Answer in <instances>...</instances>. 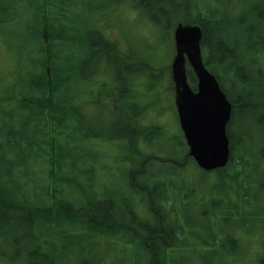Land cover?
Returning a JSON list of instances; mask_svg holds the SVG:
<instances>
[{
	"label": "trees",
	"instance_id": "1",
	"mask_svg": "<svg viewBox=\"0 0 264 264\" xmlns=\"http://www.w3.org/2000/svg\"><path fill=\"white\" fill-rule=\"evenodd\" d=\"M123 1L165 27L156 45L178 24L200 27L204 65L232 104L224 167L200 169L180 127L149 116L153 102L123 114L134 106L121 51L100 26ZM22 35L31 51L0 75V264H264V0H0L7 54ZM113 62L112 78L97 75ZM113 140L118 155L99 147Z\"/></svg>",
	"mask_w": 264,
	"mask_h": 264
},
{
	"label": "rangeland",
	"instance_id": "2",
	"mask_svg": "<svg viewBox=\"0 0 264 264\" xmlns=\"http://www.w3.org/2000/svg\"><path fill=\"white\" fill-rule=\"evenodd\" d=\"M133 8L135 7L129 1L119 2L117 8L115 10L112 9L113 15H107L106 17L100 19V26L105 30V33L109 36V38L117 41V47L121 51V54L118 55L119 57L115 59V61H120L119 64L121 65L122 76L125 81L122 83V86H120V89L127 94L126 97L129 99L127 102L133 100L132 104L134 107L125 106L123 114L128 120L135 119L138 117L137 111L140 109L142 103L149 104L153 102V105L149 107L150 109L148 110L149 116H154L155 122L164 124L168 130L177 132L179 126L174 105L175 88L171 80L170 70L171 62L175 54V45L172 38L173 31H171L172 42H166L167 44H165V46L156 45L162 40L166 41L167 30L165 27H159L156 25L152 20H150L146 13L137 11ZM75 10V13L78 15L77 19H79L80 23H82L84 18L81 17V12H83V10L85 11L86 7H82L78 3L75 5ZM104 11L108 12V9H105ZM79 27H81V25H79ZM16 29L17 28H15V30ZM149 29H151L152 32L149 33ZM28 38L22 35L20 38L13 41L14 47H11L10 45L12 51H8L9 55L6 53L4 48L5 42L2 43L0 40V44H2L0 45V75H2L8 66L7 59H9V62L13 59V63L16 60L21 61L25 55L31 51V46L33 44L30 43ZM152 55H157L158 58H155ZM148 59H150L151 63L148 62ZM116 64L117 62H113L109 68L105 67L104 69L100 67L99 74L97 75L105 79H108V77L112 78V74L114 75L115 70L117 69ZM13 68L14 66L11 69ZM88 70L91 71L92 69L88 68ZM131 77H133L132 80L134 82V87H132V84L129 83ZM143 93L145 96H142ZM111 106H113V103H111ZM97 113L98 112H95L96 116ZM90 124L91 125L88 126L92 127L95 123L92 121ZM129 126V129H135L136 133L141 129L140 123L134 124L133 122H130ZM251 127L252 126H250V131L252 135L253 128ZM244 128L245 127L241 125V123H238L234 129L236 132H239ZM126 130L127 129L125 128V131ZM256 134L257 133L255 131L254 138H256ZM91 143L92 142H90V144ZM97 144L98 142H95V146H97ZM141 144L142 141H139V145ZM99 147H101V150L104 152L110 150L112 155H118L121 151V148L119 149L120 144L115 140L100 143ZM95 148L96 147L91 148L90 152H92L93 149L95 150ZM165 149L166 151H169L170 147L167 146ZM152 151L161 152L164 151V149L161 145L155 144V146L152 147ZM114 158L115 157L101 158L100 161L103 160L104 164L112 166V174H114L117 178L122 175L120 171L123 165H113ZM242 236L245 237L246 234L242 233ZM256 249L257 248L253 249L250 246L251 256L254 252H256ZM111 256H113L112 253ZM254 256L255 255L252 257ZM244 260L241 259V261H238L237 264L251 263L249 258H244ZM110 262L111 261H109L108 264Z\"/></svg>",
	"mask_w": 264,
	"mask_h": 264
},
{
	"label": "water",
	"instance_id": "3",
	"mask_svg": "<svg viewBox=\"0 0 264 264\" xmlns=\"http://www.w3.org/2000/svg\"><path fill=\"white\" fill-rule=\"evenodd\" d=\"M172 35L175 54L171 62V79L175 86L178 123L188 155L204 171L224 167L230 154L226 124L232 104L216 77L204 65L200 27L178 24ZM186 63L195 75V90L188 81Z\"/></svg>",
	"mask_w": 264,
	"mask_h": 264
},
{
	"label": "bare ground",
	"instance_id": "4",
	"mask_svg": "<svg viewBox=\"0 0 264 264\" xmlns=\"http://www.w3.org/2000/svg\"><path fill=\"white\" fill-rule=\"evenodd\" d=\"M222 90V89H221ZM231 117V115H230ZM230 121V119H229ZM229 121L227 122L226 124V130H227V125L229 123ZM252 130V129H251ZM241 134H244L245 138H248L251 136V131H250V127L249 128H244L243 130L239 131ZM227 134V133H226ZM252 134H253V131H252ZM228 137V136H227Z\"/></svg>",
	"mask_w": 264,
	"mask_h": 264
}]
</instances>
